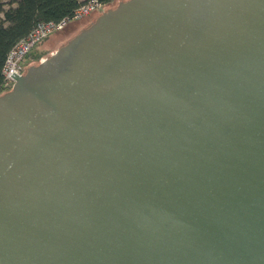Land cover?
Segmentation results:
<instances>
[{
  "label": "water",
  "instance_id": "95a60500",
  "mask_svg": "<svg viewBox=\"0 0 264 264\" xmlns=\"http://www.w3.org/2000/svg\"><path fill=\"white\" fill-rule=\"evenodd\" d=\"M105 9L0 96V264H264V0Z\"/></svg>",
  "mask_w": 264,
  "mask_h": 264
},
{
  "label": "trees",
  "instance_id": "16d2710c",
  "mask_svg": "<svg viewBox=\"0 0 264 264\" xmlns=\"http://www.w3.org/2000/svg\"><path fill=\"white\" fill-rule=\"evenodd\" d=\"M85 1L87 0H0V96L13 88V84H7L3 72L10 50L20 40L26 38L39 23L58 22L72 16L74 11ZM101 1L108 6L115 3V0ZM94 21L82 29L89 27ZM82 29L64 43L73 38Z\"/></svg>",
  "mask_w": 264,
  "mask_h": 264
},
{
  "label": "built area",
  "instance_id": "2783aa9c",
  "mask_svg": "<svg viewBox=\"0 0 264 264\" xmlns=\"http://www.w3.org/2000/svg\"><path fill=\"white\" fill-rule=\"evenodd\" d=\"M106 6L108 5L104 4L101 0H87L74 11L72 16L66 17L58 22L50 21L39 23L26 38L20 40L10 50L3 68L7 84L14 83L13 75H11L13 72L22 74L25 65L31 63V53L44 38L63 29L74 20H79L96 11L102 12L99 9L104 10Z\"/></svg>",
  "mask_w": 264,
  "mask_h": 264
},
{
  "label": "rangeland",
  "instance_id": "374dc122",
  "mask_svg": "<svg viewBox=\"0 0 264 264\" xmlns=\"http://www.w3.org/2000/svg\"><path fill=\"white\" fill-rule=\"evenodd\" d=\"M116 2L117 0H115V3ZM115 3H113L112 5H114ZM109 6H106V8ZM102 12L96 11V12L90 13L89 15H86L79 20L70 22L63 29L52 33L43 42H40L39 45L33 50V52L30 55L31 63L33 64L39 63L40 60L44 58L45 54L55 49V47L58 44H60L62 41L69 38L74 32L90 24Z\"/></svg>",
  "mask_w": 264,
  "mask_h": 264
}]
</instances>
